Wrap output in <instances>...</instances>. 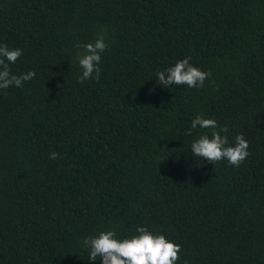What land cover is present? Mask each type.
Returning a JSON list of instances; mask_svg holds the SVG:
<instances>
[{"label":"trees","instance_id":"16d2710c","mask_svg":"<svg viewBox=\"0 0 264 264\" xmlns=\"http://www.w3.org/2000/svg\"><path fill=\"white\" fill-rule=\"evenodd\" d=\"M98 34L100 79L77 82ZM0 43L36 73L0 90V264H100L80 238L138 224L176 264H264V0H0ZM185 56L204 86L157 85ZM197 113L243 133L239 166L191 155Z\"/></svg>","mask_w":264,"mask_h":264},{"label":"clouds","instance_id":"9594fccd","mask_svg":"<svg viewBox=\"0 0 264 264\" xmlns=\"http://www.w3.org/2000/svg\"><path fill=\"white\" fill-rule=\"evenodd\" d=\"M73 47L82 49L73 57L79 72L77 82L98 81L102 71L101 56L108 47L104 35L98 34L91 42H77ZM21 54L20 48H9L6 43H0V90L21 88L24 82L36 76L31 69L19 74L12 71L11 65ZM190 61V56L176 59L174 63L156 70L152 79L163 88L174 85H186L190 89L203 87L210 73ZM185 131L192 137L189 151L194 157L211 163L224 160L232 166H239L249 154L248 141L243 133H237L229 143L228 127L203 114L197 113L192 117ZM194 131L197 132L195 136ZM58 155L55 151L50 152L49 159H56ZM80 246L87 252L89 261L99 259L100 264H176L180 251V245L165 233L150 230L144 224L136 225L130 234H120L116 228L98 230L81 237Z\"/></svg>","mask_w":264,"mask_h":264}]
</instances>
